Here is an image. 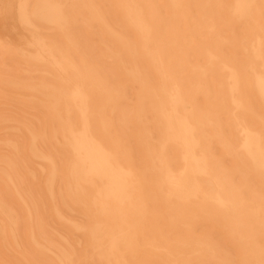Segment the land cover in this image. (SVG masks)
Here are the masks:
<instances>
[{
    "label": "bare ground",
    "instance_id": "1",
    "mask_svg": "<svg viewBox=\"0 0 264 264\" xmlns=\"http://www.w3.org/2000/svg\"><path fill=\"white\" fill-rule=\"evenodd\" d=\"M18 3L19 20L35 30L32 19L65 29L78 8L90 34L97 27V52L87 62L63 32L79 66L63 43L34 39L38 51L27 59L72 78L2 80L33 90L56 111L49 133L58 151L43 152V133L20 125L32 157L47 166L50 201L57 178L61 205L83 217L73 222L52 201L56 219L82 245L77 252L65 241L54 250L30 234L32 244L58 264L93 256L99 264H264V0ZM15 165L0 156L2 247L7 237L21 245L6 192L17 197L26 223L29 216Z\"/></svg>",
    "mask_w": 264,
    "mask_h": 264
},
{
    "label": "rangeland",
    "instance_id": "2",
    "mask_svg": "<svg viewBox=\"0 0 264 264\" xmlns=\"http://www.w3.org/2000/svg\"><path fill=\"white\" fill-rule=\"evenodd\" d=\"M19 0H0V156H7L16 162L15 175L17 177L18 186L21 188L23 195L27 197V206L29 208V216L27 212V223L24 221V214L17 207V197L13 192H6L10 203L18 211V234L19 236L14 241L21 242L19 247H14L13 240L7 237L4 241L5 247L1 246L0 240V262L4 264H58L48 253L38 249L32 244L30 234L38 242L49 244L54 250L66 248L65 241L72 243L74 248L79 251L81 243H73L74 238H79L73 234V231L65 224L59 222L53 214V202L62 211V213L72 219L73 222L83 220L78 208H73L71 211L66 210L60 201L63 182L57 181L55 178L54 191L55 199L50 201L47 193V166L40 159L33 158L29 151V137L22 129L20 122L31 124L36 130L43 133L42 140L37 142L38 147L45 153L58 147L54 138L49 133V128L52 124L56 128V111H51L47 107L49 103H41L45 100L41 95L33 92V90L18 91L2 83L4 77L16 76L20 79L34 81L41 76L44 81H54L55 77H65L57 67L38 60L27 59V55L35 54L38 48L34 46V39L43 37L49 40H56L63 43L69 50V56L75 60L77 65L80 64L79 55L71 49L66 38L62 37L66 30L76 38V43L79 49L83 52L86 62L88 55L91 56L97 52L95 43L94 31L97 27L92 26V33L86 22V12L78 8V14L72 21L65 26V29L60 30L56 25L35 21L37 29H32L21 23L18 17ZM107 7V2L104 3V8ZM68 9V8H67ZM77 9V8H76ZM75 9V10H76ZM74 10V11H75ZM25 52L22 57L19 52ZM42 53V52H41ZM44 53V52H43ZM99 62L105 66H109V58H101ZM72 74H68L65 78H72ZM61 79L57 85L61 86ZM51 117L53 119H51ZM3 118V119H1ZM16 143V151L11 147L10 142ZM55 161L58 163L62 159V155H55ZM4 191V190H3ZM67 201V197L63 196ZM68 202V201H67ZM1 218V216H0ZM200 225L199 228H204ZM27 232V241L25 233ZM215 239L220 241L216 232H213ZM72 264H80L73 261ZM86 264H99L95 257L87 261Z\"/></svg>",
    "mask_w": 264,
    "mask_h": 264
}]
</instances>
